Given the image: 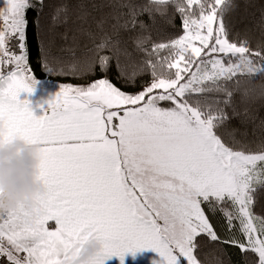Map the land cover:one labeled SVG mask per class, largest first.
<instances>
[{
  "label": "snow or ice",
  "instance_id": "snow-or-ice-1",
  "mask_svg": "<svg viewBox=\"0 0 264 264\" xmlns=\"http://www.w3.org/2000/svg\"><path fill=\"white\" fill-rule=\"evenodd\" d=\"M225 3L0 0V123L41 145L44 184L0 215V264H80L92 238L90 264H264V48L227 38ZM38 68L65 80L39 117Z\"/></svg>",
  "mask_w": 264,
  "mask_h": 264
},
{
  "label": "clouds",
  "instance_id": "clouds-1",
  "mask_svg": "<svg viewBox=\"0 0 264 264\" xmlns=\"http://www.w3.org/2000/svg\"><path fill=\"white\" fill-rule=\"evenodd\" d=\"M7 130L0 123V215L22 203H32L44 192L39 179L42 162L41 145L20 137L6 140ZM102 251V244L92 238L79 252L80 264H90Z\"/></svg>",
  "mask_w": 264,
  "mask_h": 264
},
{
  "label": "trees",
  "instance_id": "trees-1",
  "mask_svg": "<svg viewBox=\"0 0 264 264\" xmlns=\"http://www.w3.org/2000/svg\"><path fill=\"white\" fill-rule=\"evenodd\" d=\"M140 2H147V0H140ZM202 2H211V0H202ZM221 14L223 15L226 34L229 40L237 44L250 46L253 49L264 48V0H226ZM170 15L173 17L172 24L160 22L162 33L168 35L182 34V20L179 14L174 9H170ZM145 19L147 18L145 17ZM157 19L160 20V17H157ZM35 52V45H33L34 64ZM36 74V79L65 82L64 78L45 75L42 68H38ZM147 78L145 76L141 80ZM69 82L81 83L82 81L72 79ZM253 83L259 86L261 79L258 77ZM258 195L260 206H264V191H261ZM225 259L230 261V264H243V256L237 248H229Z\"/></svg>",
  "mask_w": 264,
  "mask_h": 264
},
{
  "label": "crops",
  "instance_id": "crops-1",
  "mask_svg": "<svg viewBox=\"0 0 264 264\" xmlns=\"http://www.w3.org/2000/svg\"><path fill=\"white\" fill-rule=\"evenodd\" d=\"M31 107V106H30ZM34 114L36 116H42L44 115L42 112H40L39 109H36V108H33L31 107ZM49 223H54V222H49ZM141 251V250H140ZM141 252H143L145 255L143 256V262L142 264L146 263L147 264V261L148 259L150 260L149 264H158L157 262H155V259H159L161 264H164V260L162 257H160V255H158V253L152 249H144L142 250ZM147 252H150V256L147 257ZM156 257V258H155ZM119 257L118 256H112V258L110 259L111 264H121V259L119 258V261L117 262L116 260L118 259ZM125 260H123V264H138V255H137V252L135 253V255H133L132 253H129L128 255H125ZM146 261V262H145Z\"/></svg>",
  "mask_w": 264,
  "mask_h": 264
},
{
  "label": "water",
  "instance_id": "water-1",
  "mask_svg": "<svg viewBox=\"0 0 264 264\" xmlns=\"http://www.w3.org/2000/svg\"><path fill=\"white\" fill-rule=\"evenodd\" d=\"M55 92L49 89L36 87L35 90L29 94L27 92L21 93L20 99L29 101L30 106L37 109H47L48 101L54 98Z\"/></svg>",
  "mask_w": 264,
  "mask_h": 264
},
{
  "label": "rangeland",
  "instance_id": "rangeland-1",
  "mask_svg": "<svg viewBox=\"0 0 264 264\" xmlns=\"http://www.w3.org/2000/svg\"><path fill=\"white\" fill-rule=\"evenodd\" d=\"M38 81L36 87L38 88H43V89H49L55 93H57L59 91V84L58 82L55 81H51V80H47V79H36ZM40 112H42L43 114H45V111L47 109H39ZM142 251V250H141ZM140 250L137 251V255H138V264H142L143 262V256L145 255L143 252H141ZM129 253H127L126 255H128ZM159 255V254H158ZM150 256V252H147V257ZM112 258V257H111ZM111 258H108L105 260V264H111L109 262ZM156 258V257H155ZM125 260V259H124ZM117 262L119 261V258L116 260ZM121 262V261H120ZM146 262V261H145ZM150 260L148 259L147 264H149ZM155 262H157L158 264H161L159 259H155ZM122 264V262H121ZM146 264V263H144Z\"/></svg>",
  "mask_w": 264,
  "mask_h": 264
},
{
  "label": "bare ground",
  "instance_id": "bare-ground-1",
  "mask_svg": "<svg viewBox=\"0 0 264 264\" xmlns=\"http://www.w3.org/2000/svg\"><path fill=\"white\" fill-rule=\"evenodd\" d=\"M32 107V106H31ZM34 108V107H33Z\"/></svg>",
  "mask_w": 264,
  "mask_h": 264
}]
</instances>
